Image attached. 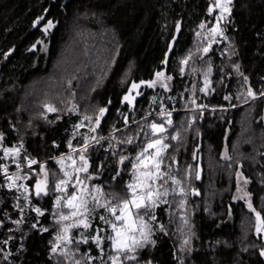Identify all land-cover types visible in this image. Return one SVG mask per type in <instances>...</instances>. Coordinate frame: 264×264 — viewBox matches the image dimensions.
Segmentation results:
<instances>
[{"label": "trees", "instance_id": "1", "mask_svg": "<svg viewBox=\"0 0 264 264\" xmlns=\"http://www.w3.org/2000/svg\"><path fill=\"white\" fill-rule=\"evenodd\" d=\"M215 3L216 0H0V164L13 166L14 158L6 159L3 149L22 144L15 159L29 156L45 161L42 165L48 172L50 189L49 195L37 197L34 185L40 177L30 171L21 172L29 176L28 200L17 189L0 187V264H71L61 255L62 250L51 251V240L61 229L55 207L59 193L51 190L55 179L64 178L52 158L70 152L69 142L79 148L83 138L89 137L86 155L91 166L90 186L99 184L110 193L123 194L131 175L130 161L146 146L151 123H165L166 116L147 117L118 134L123 139L134 138L133 143L123 147L128 160L115 180L111 172L118 155L106 150V140H96L113 125L123 126L173 106L185 111L172 115L174 125L165 123L168 131L163 135L169 137L165 141L170 147L163 170L170 166L173 172L170 156H175L179 165L191 163L201 171V178H194L187 205L190 240L181 250L184 227L180 217L169 215V203L159 205L153 222L155 243L138 250L137 260L127 264H264V256L260 255L264 238L255 231V213L243 201L233 199L235 187L228 189L222 168L238 167L248 177L253 207L264 217V95L253 101L247 96L249 88L256 95L264 93V0H232L224 25L226 39L214 44L205 55L212 57L213 68L212 86L205 94L200 91L204 84L198 72L205 57L197 51L202 45L197 33L201 24L214 19ZM41 16L44 19L34 26ZM49 20L54 27L45 33L43 28ZM189 56L181 73V61ZM193 68L197 71L193 72ZM158 71L172 77L171 90L165 91L159 83L153 88L142 85L131 93L135 96L133 104L123 101L133 82L153 80ZM136 91L141 94L136 95ZM226 96L231 99L226 100ZM192 99L196 105L216 110H193L194 123L181 126L183 121L189 122L186 108L193 107ZM48 103H54L58 111L43 115ZM100 107L108 108V116L91 132ZM224 107L228 109L220 110ZM85 115L92 116L93 122L84 120L82 127H75ZM176 131L180 139L171 140ZM225 152L230 159H225ZM211 168L220 171L215 185L209 176ZM215 187L220 196L212 200ZM16 204H23V212L16 209ZM33 207H39L44 215H38ZM99 215L110 218L102 208L94 213L93 226L83 232L87 243L74 238L67 245L76 252L77 259L84 254L93 257L90 264H103L109 254H114L110 241L105 239L98 247L92 239L97 226L105 229L100 233L104 237L111 232ZM250 215L254 219L253 231L247 243L257 245H246L249 249H245L239 242L241 225L244 220L250 222ZM18 220L21 223L14 222ZM161 224L164 231L159 229ZM78 231L75 228V234ZM82 264H89L87 257Z\"/></svg>", "mask_w": 264, "mask_h": 264}, {"label": "snow or ice", "instance_id": "2", "mask_svg": "<svg viewBox=\"0 0 264 264\" xmlns=\"http://www.w3.org/2000/svg\"><path fill=\"white\" fill-rule=\"evenodd\" d=\"M231 3L232 0H216L215 7L219 9L220 15L216 17V25L209 29V34L212 39L208 46L203 48L204 53L210 51L211 44L216 42V36H223V30L220 28L219 21L225 18V13H231ZM208 11L211 13L213 9L210 7ZM43 19V16L39 17L37 21L34 22V26L39 24V22ZM52 27H54L53 22L49 20L44 26L43 31L47 33ZM200 27L204 28L205 25L201 24ZM199 35L200 33H197V36ZM190 59L191 56L183 59L181 64L187 65ZM163 63L166 64L167 61H164ZM180 71L183 73L184 68L181 67ZM192 71L195 72L197 70L193 68ZM210 72L211 68L208 69V73ZM208 73H205L204 87L200 89V91L205 94H208L210 85V81L207 79ZM155 77V79L149 81H140V83L133 82L128 90V94L123 97V101H126L129 105H131L135 100V97L131 95L133 90H138L142 85L153 88L158 83L161 87L168 88L167 81L172 79L171 76H165L164 72L161 71L156 72ZM245 82H247V77H245ZM140 94L141 93L139 91L136 92V95ZM262 95H264V93H262ZM247 96L252 99L256 98V94L251 88L247 90ZM225 99L230 100L231 97L226 96ZM245 102H247V100H245ZM109 103H111V101H109ZM190 103L196 105V100L192 99ZM196 107L203 109L207 106L201 104L196 105ZM47 110L50 112L57 111V109L52 106H47ZM73 110H75V105H73ZM107 111L108 108L106 107H100L98 109V114L95 115L94 120L95 126L90 127L89 129L91 132H95L96 129L99 128L101 120L104 118ZM164 115L165 111L162 109L161 116ZM166 115L168 118L166 119L165 123L170 127L173 124V121L171 120V112H167ZM84 120L89 121L91 124L93 122V117L85 115L81 123L75 127H82ZM125 120H127V118H125ZM194 120L195 118H193V122ZM165 123H151V134L146 146L136 154L134 160L130 161L131 179L125 183V192L123 194L116 192L106 193L103 187L98 184L89 186V184H87L85 181L92 179V177L90 175H85V177L82 179L79 174H87L89 170L88 157L86 154L90 147V138L85 136L83 138V144L79 148L73 147L71 142H69L71 153L78 156L82 163L79 167H77L76 159H74L73 155L70 154L67 159L72 161V172H69L65 170L64 157H61L58 160L61 171H63L64 178L55 179L53 189L51 190L59 193L55 199V207L58 210L56 213L58 216L57 223L61 224L60 232L56 237L57 243L54 244L51 249L53 253L57 252V249L61 246V242H63L65 247L61 251V255L66 260H70L71 264H82L85 257H87V260L90 264L93 257L84 254L79 259H77L76 252L70 250L67 245L73 243V239L69 235L70 229L79 227L81 225L84 229H88L93 226V213H95L97 208L105 209L108 213H110V218H106L103 215L98 216V219L103 221V223L111 229L110 234H108L106 237L101 236L100 233L104 232L105 229L97 226L95 228L96 235L92 237L98 247L105 239L111 242V249L114 254H109L107 261H103V264H127L129 261H136V253L138 250L145 248L146 245L155 243V241L151 239L154 228L156 227V224L153 223L157 219L155 210L160 204L168 203L166 197H168L170 192L169 188L167 187L169 181L175 186H180L182 184V181L177 179L173 174L170 166L168 167L167 171L163 170L165 154L170 147L168 143H165V140H167L169 137L163 135L168 131V129L165 127ZM146 135L148 134L146 133ZM170 138L171 140L178 141L180 139V132L176 131V133L171 135ZM91 139L95 140L96 137H91ZM100 139H104V137H100ZM98 142L99 141H97V143ZM120 142L131 144L133 143V138L128 137L126 140ZM22 148L23 145L21 144L17 148L3 149L5 157L9 155L13 156L18 170L21 168V165L15 158L20 155V150ZM153 149L154 151H150ZM193 158L195 159V153L193 154ZM170 159L175 162V156H170ZM225 159L230 158L225 155ZM126 160H128V157L120 156L119 163L124 164ZM36 163L37 161L35 159L27 160V165L29 168H31V166ZM0 169H2L6 176L8 188H16L17 190L23 189L25 193L29 191V189L23 184H16L17 180L22 178L28 179L27 176L21 177L19 173L8 175V169L4 166H0ZM41 172L44 174V179L37 180L34 185V191L37 197L41 195L47 196L50 194V189L48 186V172L45 171L43 165H41ZM120 175L121 173L117 171L116 177H119ZM53 176L55 178V174H53ZM116 177H113V179ZM196 178H200L199 172H197ZM237 178V190L238 192H242L243 195L236 198H247L248 209L255 213V231L258 235L262 234L264 233V217H262L261 212L257 211L253 207L250 193L239 187L240 179H243L244 185H247L249 181L244 179L242 173L239 172L237 173ZM73 180H75L74 183ZM0 187H3V185H0ZM69 187L72 188L71 193H69ZM171 192L176 194V188H172ZM193 194L198 195L199 193L194 191ZM179 195H185V190L183 187L179 188ZM17 199H19V197H17ZM24 199L28 200V196L25 195ZM185 203L186 201L184 200L179 201L178 207L183 208ZM17 207L20 208V205L17 204ZM62 209H68L67 213H65ZM33 210L40 216L44 215V212L39 207H35ZM21 212H23L22 208ZM181 219L184 225L188 224V220L186 218L181 217ZM66 221L73 222L67 224L63 223ZM14 222L17 224L21 223L19 220ZM32 227L35 228L36 225L33 224ZM159 229L160 231H164L165 226L161 224L159 225ZM43 231H47V229H43ZM81 236H83V233H81ZM80 242L81 241H77V244ZM82 242L87 243V238H85ZM188 243L189 241L185 239L181 246V250H183L184 246L188 245ZM101 251H103V249H101ZM260 255L264 256V249H261ZM146 264H151V261H147Z\"/></svg>", "mask_w": 264, "mask_h": 264}, {"label": "rangeland", "instance_id": "3", "mask_svg": "<svg viewBox=\"0 0 264 264\" xmlns=\"http://www.w3.org/2000/svg\"><path fill=\"white\" fill-rule=\"evenodd\" d=\"M220 15V11H219V9L217 8V10L215 11V16H214V19H212V21H210V22H207V23H204V25H205V27L204 28H201L200 27V29H199V31H198V33H200V35H199V39H198V41L200 42V43H202V45L200 44L199 45V47H197V51H199L200 52V56L201 57H205L202 61H201V63H200V65H199V67H198V72H199V74H200V76H201V78H202V81H203V84H204V81H205V73H208V69L209 68H211V72L210 73H208V75H207V79L209 80V81H211V77H212V73H213V68H212V57H209V56H205L207 53H204L203 52V48H205V47H207L208 46V44L210 43V41H211V39H212V37L210 36V34H209V29H211L212 27H214L215 25H216V23H217V21H216V17L217 16H219ZM228 13H225V18L223 19V20H221V21H219V24H220V28L223 30V36H216L215 37V43H212L211 44V49H212V47H213V45L214 44H216L218 41H222V40H224V39H226V34H225V28H224V25H225V21H226V18L228 17ZM211 49H210V51H211ZM209 51V52H210ZM62 59H63V57H62ZM59 61H61V60H59ZM58 61V62H59ZM185 67H186V65H183V68L185 69ZM167 83H168V88H164L163 87V89H165V91H169V90H171V88H172V80H170V81H167ZM211 85H209V87H210ZM34 88V87H33ZM36 88V87H35ZM31 89L32 88H30L29 90H28V94H31ZM137 92V91H136ZM133 94H135V92L133 93ZM261 96H263L262 95V93L260 94V95H256V98L255 99H257V98H259V97H261ZM250 101H253V99L252 100H250ZM250 101H248V102H250ZM247 103V102H246ZM245 103H243V105H244ZM47 106H52V107H55V105H54V103H48L46 106H45V108H46V111L43 113V115H48V114H51V113H55V112H50V111H48L47 110ZM195 106L196 105H193V107H187L186 108V112H188V113H190V118H189V122H187V121H183V123H182V125L181 126H184V127H190L194 122H193V118H195V115H194V111H193V109L195 108ZM56 109H57V111H58V108L57 107H55ZM226 109H228V108H221L220 110H224V111H226ZM216 109H213V110H211V111H215ZM185 111V110H184ZM213 114H215V113H213ZM263 120H264V115H263ZM195 121V120H194ZM165 143H166V141H165ZM8 148H17L16 146L15 147H8ZM150 151H154V149L153 150H150ZM73 155V158L74 159H76V166L77 167H79L80 165H81V161L79 160V158H78V156H76L75 154H72V153H68V154H66V155H59V156H55V157H53L52 159H55V161L57 162V164H58V166H59V170L61 169V167H60V164L58 163V160L61 158V157H64V165H65V170H67V171H69V172H72V161L71 160H68L67 159V157L69 156V155ZM224 155H226L227 156V153L225 152L224 153ZM12 155H9V156H7L6 157V159H9L10 161H13L12 160ZM17 160V159H16ZM37 161H43V160H40V159H36ZM88 163H89V159H88ZM191 163H189L187 166H182V165H179V161L177 160V159H175V162H174V166H173V174L176 176V178L177 179H179V180H181L182 181V184L180 185V186H175V185H172L171 184V182L169 181V184L167 185V187L169 188V190H170V192H169V195H168V197H166V199H167V201H168V203H169V207H167V211L169 212V215H179V217H180V221L182 222V224H183V221H182V219H181V217H184V218H186L187 220H188V224H190L189 223V215H190V210L189 209H187V205H188V203H189V196H190V193H191V191H192V187L194 186V178H196V174H197V172H199V176L201 175V171H199V169H198V167H192L191 165H190ZM189 166H191V167H189ZM90 164H89V169H90ZM218 169H220V165H218ZM222 168H223V170H224V172H225V178H226V180H227V183H228V189L229 190H231V188H234L235 187V191H234V194H233V199L235 200V201H243L245 204H246V206H247V198H245V199H238V198H236V197H239V196H241V195H243V193L242 192H238V183H237V180H238V178H237V173L239 172V173H242V171L237 167L235 170L233 169V168H231V166H229V167H227V166H225V165H223L222 166ZM217 168H211L210 169V173H209V176H210V178L212 179V183L215 185L216 184V178H217V175H218V172H220V171H218V170H216ZM218 171V172H217ZM42 172H40L38 175H39V177H40V179L39 180H42V179H44V176L41 174ZM61 173V172H60ZM62 173H63V171H62ZM90 173H89V170H88V173L87 174H85V173H80L79 175H80V177L83 179L84 177H85V175H89ZM21 177H24V176H26V175H23V173H20L19 174ZM59 175V174H58ZM91 176V175H90ZM242 176H243V178L244 179H247L248 181H249V179H248V177L246 176V175H244L243 173H242ZM28 178H29V176H27ZM201 178V177H200ZM131 179V175H130V178H129V180ZM128 180V181H129ZM27 181H28V179H20L19 180V182H18V185H20V184H23L24 186H26L28 189H29V191L27 192V193H25L24 191H23V189H20V190H16L18 193H20V194H22V195H26V196H28V198L30 197V186L28 185V183H27ZM75 182V180H73V183ZM87 184H89V186H90V183H89V180H86L85 181ZM99 185V184H98ZM180 187H183L184 188V190H185V195L184 196H181V195H179V188ZM239 187L240 188H243L245 191H247L248 193H250L249 192V183L247 184V185H244V183H243V179H240V183H239ZM172 188H176V194H173L172 192H171V189ZM71 191H72V188L71 187H69V193H71ZM217 189H216V187L214 188V190H213V194L211 195V197H213L212 198V200H214L215 199V196L217 195V196H220V193L217 191ZM212 192V191H211ZM251 195V194H250ZM252 197V196H251ZM181 200H184V201H186V203H185V205H184V207L183 208H179L178 207V202L179 201H181ZM252 202V201H251ZM164 204H166V203H164ZM20 205V208H18L17 207V204H16V209H18L19 211H21V208L22 209H24V207H23V204H19ZM160 205H163V204H160ZM171 206V207H170ZM34 208V207H33ZM99 208H97L96 209V211L98 210ZM247 209H248V207H247ZM249 210V209H248ZM95 211V212H96ZM93 215H94V213H93ZM173 218H174V216H172ZM249 220H250V222H248V220H244V223H243V225H241V227H242V232H241V237H240V239H239V242H240V244L242 243V245H243V247H246V245H250L251 246V244H254V245H257V244H255V243H252V242H250L251 244H248L247 243V241L250 239V237H248V234H250V233H252V231H253V216L252 215H250L249 216ZM73 221H66V222H64L65 224H67V223H72ZM92 222H93V220H92ZM182 225V227H184L183 229H184V231L183 232H181V236H180V241H179V244H180V247L182 246V244H183V241L185 240V239H187L188 241L190 240V236H189V230L188 229H190L188 226L189 225ZM79 231H78V233L77 234H75V228H72V229H70L69 230V235L72 237V239L74 240V238L75 239H78V240H81L82 239V241L85 239V238H87V236L86 235H84L85 233H83L84 232V228H83V226L81 225V226H79V227H76ZM89 229V228H88ZM87 230V229H86ZM111 230V229H110ZM81 233H83V236H81ZM96 235V234H95ZM101 235V234H100ZM102 236V235H101ZM151 239L152 240H155V229H154V231H153V235H152V237H151ZM53 240H55V239H52L51 240V243L53 242ZM245 242V243H244ZM62 243V245H63V247L62 248H59L58 249V251H61V250H63V248H64V244H63V242H61ZM147 246V245H146ZM248 247H246L245 249H247ZM249 249V248H248Z\"/></svg>", "mask_w": 264, "mask_h": 264}, {"label": "built area", "instance_id": "4", "mask_svg": "<svg viewBox=\"0 0 264 264\" xmlns=\"http://www.w3.org/2000/svg\"><path fill=\"white\" fill-rule=\"evenodd\" d=\"M193 110H200V111H206V110H213V108H203V109H201V108H197L196 106H195V108L193 109ZM165 111V116H166V119L168 118L167 117V115H166V113L167 112H171V120L173 121V124L172 125H174V119H173V117H172V115L174 114V113H176V112H181V111H184V109H179V108H177L176 106H173V108H171V109H167V110H164ZM154 115H161V111H157V112H155V113H152V114H150V115H148V116H146V117H143V118H141V119H139V120H133L132 122H130V123H126L125 125H123V126H117V125H113L112 126V128H111V130L109 131V132H107L105 135H103L102 137H104V139H97L96 141H100V140H106L107 141V147H106V150H111V151H113L116 155H118L117 156V160H116V163H115V167H114V169L112 170V172H111V178L113 179V177H116V172L117 171H119V172H121L122 171V168H123V164H120L119 163V158H120V156H126L124 153H123V147L124 146H126V145H128L127 143H121L120 141H124V140H126V139H123V138H120V137H118V134L120 133V132H122L125 128H127V127H129L130 125H132V124H135V123H137L138 121H140V120H143V119H145V118H147V117H150V116H154ZM156 123V122H155ZM132 138H134L133 136H131ZM68 153H71V151L70 152H68ZM68 153H65V154H62V155H66V154H68ZM28 159H33V158H31V157H28ZM36 160V159H35ZM37 161V160H36ZM45 161H37V163L36 164H34V165H32L31 166V168H29L28 167V165H27V163H26V165L25 166H23L22 165V163L21 162H19L20 163V165H21V168L18 170L17 169V167H16V165L14 166V167H9V166H7V169H8V175H14V174H17V173H20V172H22V171H24V170H27V171H30L32 174H35V175H38L40 172H39V168H40V166L44 163ZM0 179L2 180V184L1 185H3V187L5 188V189H7V190H15L16 188H8L7 187V183H8V181H7V179H6V176H5V174H4V172L2 171V169H1V171H0ZM116 179V178H115ZM16 184L18 185V180L16 181ZM104 191L106 192V193H110L109 191H107V190H105L104 189ZM57 243V241H56V239L55 240H53V242H52V245H54V244H56ZM63 247V245H62V243H61V246H60V248H62ZM59 249V248H58Z\"/></svg>", "mask_w": 264, "mask_h": 264}, {"label": "bare ground", "instance_id": "5", "mask_svg": "<svg viewBox=\"0 0 264 264\" xmlns=\"http://www.w3.org/2000/svg\"><path fill=\"white\" fill-rule=\"evenodd\" d=\"M28 157H29V156H28ZM28 157L25 158V159H23V160H20V159H17V160H18L19 162H21L23 166H25L26 163H27ZM31 158H32V157H31ZM33 159H34V158H33ZM15 165H16L15 162H13V166H10V164H9V163H6V162H3V163L0 164V166H4V167H7V166H9V167H14ZM0 171H1V169H0ZM24 171H27V170H24ZM24 171H22V172H24ZM20 173H21V172H20ZM113 180H115V179H113ZM1 182H2V180H1ZM1 184H2V183H1Z\"/></svg>", "mask_w": 264, "mask_h": 264}, {"label": "water", "instance_id": "6", "mask_svg": "<svg viewBox=\"0 0 264 264\" xmlns=\"http://www.w3.org/2000/svg\"><path fill=\"white\" fill-rule=\"evenodd\" d=\"M210 85L212 86V83H211V81H210ZM211 86L209 87V89L211 88ZM209 91V90H208ZM132 95V94H131ZM133 96V95H132ZM135 97V96H134ZM124 105V104H123ZM108 116V111H107V113L105 114V116H104V118L101 120V123H100V126L103 124V122H104V120L106 119V117ZM99 126V127H100ZM262 236H263V238H264V233H262L261 234ZM259 236V235H258Z\"/></svg>", "mask_w": 264, "mask_h": 264}]
</instances>
